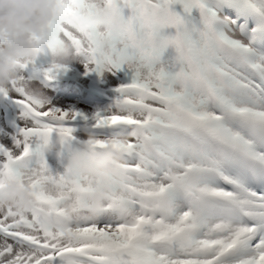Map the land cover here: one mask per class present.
<instances>
[{
    "label": "snow or ice",
    "instance_id": "1",
    "mask_svg": "<svg viewBox=\"0 0 264 264\" xmlns=\"http://www.w3.org/2000/svg\"><path fill=\"white\" fill-rule=\"evenodd\" d=\"M99 2L60 0L48 47H71L88 71L130 70L92 117L110 130L94 146L111 143L124 160L90 216L89 178L54 173L42 154L54 133L71 141L62 122L82 114L12 81L30 126L0 144V176L29 184L34 203L0 210V264H264V0H114L110 31ZM29 65L45 79L68 70L35 60L20 70Z\"/></svg>",
    "mask_w": 264,
    "mask_h": 264
},
{
    "label": "clouds",
    "instance_id": "2",
    "mask_svg": "<svg viewBox=\"0 0 264 264\" xmlns=\"http://www.w3.org/2000/svg\"><path fill=\"white\" fill-rule=\"evenodd\" d=\"M59 8L60 0H0V89H9L10 83L19 81L22 72H24L30 79L25 78L22 83L30 94L41 97V92L46 90L52 101L58 98L53 90L42 88L44 85L37 83L39 78H45L42 75L34 74L30 69L31 65H29V73L25 69L20 70V65L22 62L35 60L38 67L47 66L51 61L69 67L78 59L77 53L69 46L48 47L50 29L56 22ZM94 11L98 17L100 30L110 31L117 22L114 0H100ZM166 28H171L174 31L169 33ZM166 28L161 30V35L168 34L173 38L169 41V47L174 50L175 55L172 58L175 60L179 56L178 46L174 43L175 27L167 25ZM46 49L51 50V55L46 54L43 58L37 59V56ZM79 69L81 70V68ZM31 79L34 80V87L28 85ZM77 80L79 85L74 86H77L78 91L65 93L62 100L67 99L69 102L78 98L74 96L86 94L84 92L89 88L88 80L86 78ZM108 83L102 81V84ZM11 92L9 95L18 99V95L14 94L13 90ZM84 103L87 102L84 100ZM0 106L1 122L8 129L0 131V137L3 139L2 141L0 138V144L12 147L5 142V137L17 136L18 133L12 129L13 126H30V121L27 118H20L12 114V107L5 99L0 98ZM87 106L93 110H102L103 108V105L91 106L88 104ZM13 107L20 108V106L14 105ZM85 132L88 138L80 141L75 147L61 133H56L55 136L47 140L42 149V154L45 156V154L55 152L57 158L63 163L66 172L74 176L89 178L90 186L86 207L88 214L95 216L99 213L107 196L110 176L119 171V165L124 160V152L114 150L111 143L102 148L95 147L94 134L87 128H85ZM139 132L140 129L132 128L124 133L121 138L135 137ZM33 203V189L29 184L21 182L7 172L0 176V210L13 208L19 212L29 208ZM72 210V206L69 205L68 213L71 214Z\"/></svg>",
    "mask_w": 264,
    "mask_h": 264
},
{
    "label": "rangeland",
    "instance_id": "3",
    "mask_svg": "<svg viewBox=\"0 0 264 264\" xmlns=\"http://www.w3.org/2000/svg\"><path fill=\"white\" fill-rule=\"evenodd\" d=\"M194 16L195 15H197V13L196 14H193ZM126 70H127V72L128 73H130V70L129 69H127L126 67H124ZM83 69L85 70L86 69V67H83ZM72 68L71 67H68V70L67 71H65V72H60L59 73V75L61 76V77H64V76H69V75H71L72 74ZM82 73H84V71H81ZM19 73H21V72H19ZM23 74H21V76H23L24 78H26V79H30L24 72H22ZM37 82V81H36ZM39 85H41V83H39V82H37ZM62 85V84H61ZM42 88H46L45 86H42ZM11 90H13V89H9V91L7 92V95H5V96H0V98L1 99H5L6 101L9 99L8 97H9V94H11L12 92H11ZM14 91V90H13ZM14 94H17L15 91L13 92ZM41 98L42 99H44V100H46V101H48L50 104H52V105H54V106H56V107H58V108H61V109H63V110H75V111H77V112H79V113H81L82 115H80V116H77V117H80L81 118V120H82V122H83V124H85V125H95V121L92 119V117L94 116V114L97 112V111H102V110H93V109H91V111L89 110L88 112H87V114L81 109V108H83L84 106L83 105H81V103H80V101L78 100V99H75V100H71V101H69L68 102V100L66 99V100H62L60 97H58V98H55V100H53L52 101V98H50V96L48 95V91H46V90H43L42 92H41ZM18 95V94H17ZM63 102H66V103H64L63 104ZM85 104V103H84ZM84 113V114H83ZM85 117H87V118H85ZM2 125V126H1ZM20 128H21V126H20ZM14 131H16V133H18L17 132V129L18 128H12ZM5 130H8L7 128H6V126H4L3 124H2V122H1V119H0V131H5ZM1 138V137H0ZM2 139V138H1ZM3 140V139H2ZM1 142V141H0ZM54 157H55V160L54 161H47V159H45L46 161H47V163H48V165H49V167L53 170V172L55 173V172H59L60 170H63L64 168H63V163L60 161V159L59 158H57V156L56 155H54ZM51 158V157H50Z\"/></svg>",
    "mask_w": 264,
    "mask_h": 264
},
{
    "label": "bare ground",
    "instance_id": "4",
    "mask_svg": "<svg viewBox=\"0 0 264 264\" xmlns=\"http://www.w3.org/2000/svg\"><path fill=\"white\" fill-rule=\"evenodd\" d=\"M28 85H29L30 87H34V86H35V85H34V80L31 79L30 82H28ZM88 99H89V97H88ZM80 103H81V105L84 106V110H86V109H87V103L84 104V101H80ZM63 125H66V124L63 123ZM0 136H1V135H0ZM101 137H102V136L99 135V138H101ZM12 139H13L12 136H11V137H5V142H6L8 145H12Z\"/></svg>",
    "mask_w": 264,
    "mask_h": 264
}]
</instances>
